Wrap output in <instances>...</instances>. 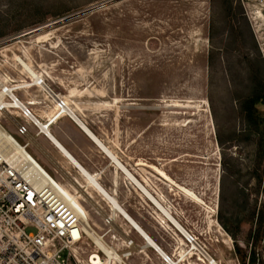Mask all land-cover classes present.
<instances>
[{
    "label": "rangeland",
    "instance_id": "rangeland-1",
    "mask_svg": "<svg viewBox=\"0 0 264 264\" xmlns=\"http://www.w3.org/2000/svg\"><path fill=\"white\" fill-rule=\"evenodd\" d=\"M247 2L0 0V92L36 83L20 59L31 66L191 234L201 251L125 173L116 175L113 160L69 132L87 169L179 264H211L207 256L264 264V235L253 239L264 210V104L256 105L259 128L243 110L264 82V61ZM17 114L0 112V123L25 144L7 117ZM63 170L57 176L98 235L120 252L126 236L134 241L128 264H164L79 171ZM98 252L105 257L90 238L80 250L85 259Z\"/></svg>",
    "mask_w": 264,
    "mask_h": 264
},
{
    "label": "built area",
    "instance_id": "built-area-1",
    "mask_svg": "<svg viewBox=\"0 0 264 264\" xmlns=\"http://www.w3.org/2000/svg\"><path fill=\"white\" fill-rule=\"evenodd\" d=\"M250 1L245 3V9L264 61V0ZM58 101L69 108L59 96ZM18 109L21 113L17 116L7 117L19 134L28 136L30 123L22 122L20 117L29 119L37 128L38 124L22 102ZM4 110L0 108V112ZM28 145L21 144L0 123V264H94L95 253L88 259L80 253L87 238L92 239L89 230L94 232L89 212L74 207L63 197L60 186L71 191L72 187L48 173L29 153ZM107 224L111 226L110 219ZM116 238L112 234L111 239ZM123 243L126 252L107 246L119 252L124 262L115 256L107 257L99 247L105 257L100 252L96 254L104 264H128L125 259L133 255L134 241L126 236Z\"/></svg>",
    "mask_w": 264,
    "mask_h": 264
},
{
    "label": "crops",
    "instance_id": "crops-1",
    "mask_svg": "<svg viewBox=\"0 0 264 264\" xmlns=\"http://www.w3.org/2000/svg\"><path fill=\"white\" fill-rule=\"evenodd\" d=\"M30 74V73H29ZM31 75V74H30ZM40 76V75H39ZM31 77L33 78V80H35V77H33L31 75ZM41 77V76H40ZM17 89H21L20 92L18 93L19 97L22 99H19L18 95L15 93V88L12 89V91L14 92V94L17 96L19 102L23 103L32 113L33 117L35 120L38 121V136L35 137L34 133H31L30 136L28 137V140L26 143H29L28 148L31 147L32 150L29 151V153L38 161V163L48 172L50 173L53 177H55L57 180L60 181L58 175V172H63V168H74L75 170L79 171L80 174L87 180V182L89 183L90 180L88 179V177L86 176V174H84L85 172L82 171V168L88 173H91V171H89L86 167V162L85 160L82 158L81 156V149L79 145H87V146H92L93 148H95L96 150H98V152L105 154L108 156V158L110 159V161H114L115 165H116V175L119 174V172H123L127 175V173L122 170L123 168L118 164V162L115 159H118L119 162H121L119 160V158L116 156L115 153H113L104 143V141H102L93 131L92 129L87 125V123H85L83 121V119L77 115L75 113V111L69 106L67 112L62 111L58 113V110L60 109L59 107V101L57 96L53 95L52 92L48 91L47 88L45 86H41L40 84H36V83H29L26 84L24 86H20ZM40 86V87H39ZM25 90H31L32 92L35 93L36 98L35 99H31L28 98V96H26L24 94L23 91ZM50 92V93H49ZM39 95V97H38ZM60 97V96H59ZM41 98V99H40ZM62 99V98H61ZM41 100L45 103V105L40 106L41 104H39L41 102ZM64 100V99H63ZM65 101V100H64ZM32 102V103H30ZM43 103V104H44ZM56 104V105H55ZM48 108H45L44 106H46ZM11 109H18V108H11ZM19 113L20 110H19ZM52 119L53 124L50 126L44 125L43 122H46L48 120ZM20 120L22 122L28 121L30 123L31 126V130L36 129L37 127L30 122L29 119L21 116ZM40 125H44L47 127L49 134L44 132L41 128ZM71 131V134L75 136H77L79 138L78 144L76 143L75 140H73L72 137L68 136L69 132ZM93 133H92V132ZM52 135L54 138H52ZM72 135V136H73ZM55 139V140H53ZM57 139V141H56ZM104 144L106 146V148L114 155V157L108 153L107 151H105L106 149L103 147ZM60 145L65 148L69 154H71V156L73 158H75L72 160V158L62 150V148L60 147ZM105 151V152H104ZM122 163V162H121ZM123 164V163H122ZM124 165V164H123ZM125 166V165H124ZM82 167V168H80ZM126 167V166H125ZM120 169V170H119ZM126 169L131 172L127 167ZM83 173V174H82ZM132 173V172H131ZM133 174V173H132ZM87 177H85V176ZM94 175V174H93ZM134 175V174H133ZM97 178L98 183L99 179L98 176L94 175ZM128 176V175H127ZM135 176V175H134ZM129 180H132L129 176H128ZM137 179V178H136ZM138 180V179H137ZM76 181V182H75ZM61 182V181H60ZM132 182L136 185V187L141 190V192H143L146 200H148L149 202H151L152 204H154V201L148 197V195L146 193H144V190L139 186V184L132 180ZM74 185H77V188H80L81 186H78V181L77 180H73ZM115 184H117V180L115 181ZM141 184V183H140ZM67 185V184H66ZM90 186L91 183H89ZM107 193L111 194V196H113V198L115 197V200H117V202H114L112 200H110V198H108L103 192L102 190L101 193L104 195H102L94 186L93 189H95L96 192H98L105 200H107L109 203L112 204V209L113 211H115V209H117L118 211H120V215H123L122 217L128 222V224L132 227V229L134 231H136L137 234H135L137 239H141L142 241H144V243L146 244V247L148 249L147 255L149 252L153 253V251L155 252V254H157L162 262L164 264H169V262L166 260V258L163 257V255L154 249V246H152V243L149 241L148 238H146L144 236V234L142 233L145 232L150 238L151 240L155 241L161 248L162 250L171 258V256L164 250V248L140 225V223L138 221H136L129 213L128 211L122 207V205L119 203L118 199L116 198V194L111 193L110 191H108L101 183L99 184ZM142 185V184H141ZM69 186V185H67ZM144 186V185H142ZM145 187V186H144ZM146 188V187H145ZM68 191H70L72 193L71 190L67 189ZM146 190L148 191V189L146 188ZM149 192V191H148ZM151 194V193H150ZM152 195V194H151ZM154 196V195H152ZM155 198V197H154ZM153 201V202H152ZM78 203L79 205L83 208V204L81 202V200L78 197ZM118 203V204H117ZM115 204V205H114ZM94 205L96 206V203H94ZM118 205L120 208H122V210L118 209ZM155 206H157L156 204H154ZM96 212L100 213L98 210V207L96 206ZM115 208V209H114ZM84 209V208H83ZM85 211H87L86 209H84ZM123 211H125L126 213H128L131 218L134 220V222H136L135 224H137V226L139 228H141V230H139V228L131 221L127 218L126 215H124ZM117 213V212H116ZM91 220V219H90ZM90 226L93 228V230L95 232H97L95 230V228L93 227L92 223L89 222ZM136 226V227H135ZM96 227V226H95ZM177 228V227H176ZM141 231V232H140ZM139 232V233H138ZM182 233V232H181ZM98 234V233H97ZM182 235L185 237V235L182 233ZM185 239L188 240V237H185ZM190 242V241H189ZM192 244V242H191ZM193 245V244H192ZM150 249V251H149Z\"/></svg>",
    "mask_w": 264,
    "mask_h": 264
},
{
    "label": "bare ground",
    "instance_id": "bare-ground-1",
    "mask_svg": "<svg viewBox=\"0 0 264 264\" xmlns=\"http://www.w3.org/2000/svg\"><path fill=\"white\" fill-rule=\"evenodd\" d=\"M20 62H21V64H23L24 65V67L26 68V70L28 71V73H30L33 77H35V81H36V84H40V85H42L44 82H42V78L31 68V66H29L28 64H26V62H24L22 59H20ZM40 82H42V83H40ZM2 91L0 92V108H3V109H5L6 110V108H19V106L21 105V103L19 102V100H18V98H17V96L14 94V92L12 91V89H10V88H8L6 85H3V87H2ZM5 96H9V99L10 98H13L14 99V101H12V100H10V101H12L11 103H7L6 101H5V99H4V97ZM59 107L61 108V110H63V111H65V112H67V110H68V108L66 107V106H60L59 105ZM36 122L38 123V121L36 120ZM41 126V128H42V130L44 131V132H46V133H48L49 134V131H48V129H47V127L46 126H44V125H40ZM92 132V131H91ZM93 133V132H92ZM52 138H54L53 137V135H52ZM53 140H55V139H53ZM56 141H57V139H56ZM103 145V147L106 149L105 151H107L108 153H110L113 157H114V155L106 148V146L104 145V144H102ZM60 147L62 148V150L64 151V152H66L71 158H72V160L74 159V162H76L75 161V158H73L72 156H71V154H69V152L65 149V148H63L61 145H60ZM104 151V152H105ZM117 162H118V164L123 168L122 170H124L126 173H127V175L132 179V180H134V181H136L138 184H139V186L144 190V193H146L147 195H148V197H150L153 201H154V204H156L157 206H159V208L161 209V211L166 215V216H169L168 218H169V220H170V223L173 225V226H175V227H177V229H180V231L185 235V237L187 236L190 240V242H192V244H193V246H194V249H196V250H200V248L198 247V245H197V243H196V241L195 240H192V238H191V234L190 233H188V231L186 230V229H184L183 227H182V225L177 221V219H175L165 208H164V206L156 199V198H154V196H152L151 194H150V192H148L147 190H146V188L144 187V186H142L141 184H140V182L136 179V177L131 173V172H129L127 169H126V167L121 163V162H119L118 161V159H115ZM117 165V164H116ZM41 167V166H40ZM80 168H82V167H80ZM86 170V169H85ZM83 168H82V171H84L85 173L84 174H86V176L88 177V179L90 180V182L89 183H91V185L92 186H94L100 193H101V191L100 190H102V192L108 197V198H110V200H112V201H114V202H117V200H115V197L113 198V196H111V194H109V193H107L99 184L100 183H98V181H97V178L93 175V174H91V173H88V171L86 172ZM120 170V169H119ZM83 174V173H82ZM164 174V173H163ZM85 176V175H84ZM85 176V177H86ZM86 177V178H87ZM74 180V179H73ZM56 182V181H55ZM76 182V181H75ZM78 184V183H77ZM60 189L62 190V193H63V197L64 198H66L67 200H68V202L70 203V204H72L74 207H76V208H78V209H80V210H82L83 212H85V210L79 205V203H78V196L77 195H75L74 193H71L70 191H68L67 189H65V188H63V187H61L60 186ZM102 194V193H101ZM103 195V194H102ZM104 196V195H103ZM152 201V202H153ZM118 204V203H117ZM115 205V204H114ZM115 209V208H114ZM118 209L119 210H122V208H120L119 207V205H118ZM114 212H117V213H120V211H118L117 209H115V211ZM123 213H124V215H126L127 216V218L129 219V220H131L134 224L136 223V222H134V220L131 218V216L128 214V213H126L125 211H123ZM121 214V213H120ZM121 216H123V215H121ZM110 219H112V218H110ZM136 226H137V224H135ZM135 226V227H136ZM139 226V225H138ZM137 226V227H138ZM92 228V227H91ZM139 228V227H138ZM93 229V228H92ZM139 230H141V228H139ZM142 231V230H141ZM140 231V232H141ZM89 233H90V235H91V237H92V239H93V241L98 245V247L101 249V250H103L104 251V253L106 254V256L107 257H109V258H113L114 256L119 260V261H121V262H124V260L121 258V256H120V254H119V252H117L115 249H113V248H110L109 246H107V243L105 242V240L103 239V237H101V236H99L98 234H97V232H93V231H91V230H89ZM139 233V232H138ZM142 233L144 234V236L146 237V238H148L149 239V241L152 243V246H154V249L157 251V253L158 252H160L162 255H163V257L164 258H166V260L169 262V264H179V263H177V262H175L172 258H170L163 250H162V248L155 242V241H153V240H151V238L145 233V232H143L142 231ZM194 239V238H193ZM201 251V250H200ZM207 257H209L208 259L210 260V262H211V264H218L212 257H210V256H207ZM92 261L94 262V264H104L105 262L103 261V259L98 255V254H96L95 253V255H93V257H92ZM107 263H108V261H107Z\"/></svg>",
    "mask_w": 264,
    "mask_h": 264
},
{
    "label": "trees",
    "instance_id": "trees-1",
    "mask_svg": "<svg viewBox=\"0 0 264 264\" xmlns=\"http://www.w3.org/2000/svg\"><path fill=\"white\" fill-rule=\"evenodd\" d=\"M259 86L257 92H255L250 98L246 99V101L243 104V110L246 117L254 126H256V128L260 127V123L258 122L257 119L258 110L256 108V105L260 102L264 104V82L260 83ZM263 219H264V210H262L259 213L258 226H257L258 228L256 229L255 234L253 233V239L256 243L259 242L264 235ZM251 264H261V263H258L257 258L252 257Z\"/></svg>",
    "mask_w": 264,
    "mask_h": 264
},
{
    "label": "water",
    "instance_id": "water-1",
    "mask_svg": "<svg viewBox=\"0 0 264 264\" xmlns=\"http://www.w3.org/2000/svg\"><path fill=\"white\" fill-rule=\"evenodd\" d=\"M57 98H58V96H57Z\"/></svg>",
    "mask_w": 264,
    "mask_h": 264
}]
</instances>
